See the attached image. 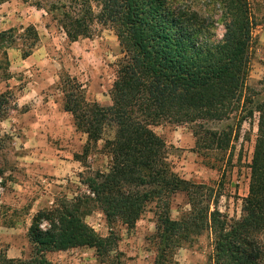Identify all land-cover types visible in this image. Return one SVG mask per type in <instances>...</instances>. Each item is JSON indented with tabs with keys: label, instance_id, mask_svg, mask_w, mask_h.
I'll use <instances>...</instances> for the list:
<instances>
[{
	"label": "trees",
	"instance_id": "obj_1",
	"mask_svg": "<svg viewBox=\"0 0 264 264\" xmlns=\"http://www.w3.org/2000/svg\"><path fill=\"white\" fill-rule=\"evenodd\" d=\"M90 1L80 8L62 1L49 9L58 11L69 41L89 37L94 22L108 24L119 41L122 57L109 90L110 104L86 100L82 86L69 76L64 90V110L86 134L83 154L102 141L108 167L86 178L92 196L62 199L33 216L28 239L34 255L29 260L3 257L0 264H50L46 252L83 246L105 257L116 250V236L96 233L83 218L85 208L97 207L108 221L132 228L149 203L155 205L159 238L154 264H170L175 248L204 230L213 240L211 264H264V97L255 98L246 86L252 25L247 0H212L222 11L221 38L214 34L216 26L206 25L186 0H93L98 12ZM12 29L0 31V48ZM25 30L37 36L32 25ZM30 54L31 48L22 57ZM1 68L7 71V66ZM7 93H0V121L6 117ZM233 112L243 113L240 122L257 113L248 193L237 218L216 206L211 209L210 189L174 170L168 144L153 130L162 122L191 123L196 146L228 150L233 128L213 130L203 124ZM4 142L0 135V155ZM180 191L191 208L173 219L171 199Z\"/></svg>",
	"mask_w": 264,
	"mask_h": 264
},
{
	"label": "rangeland",
	"instance_id": "obj_2",
	"mask_svg": "<svg viewBox=\"0 0 264 264\" xmlns=\"http://www.w3.org/2000/svg\"><path fill=\"white\" fill-rule=\"evenodd\" d=\"M62 1L77 8L85 2L0 0V31L13 28L0 48V93L8 92L6 117L0 121V135L5 137L0 155V254L6 250V241L2 240H29L28 230L37 207L47 209L62 199L92 196L86 178L95 170L106 171L108 167V159L101 150L102 141L83 154L86 134L76 128L71 112L64 110V90L68 88L69 76L72 83L82 86L80 92L86 100L110 104L109 90L122 57L121 48L114 30L99 22L91 25L89 37L69 41L58 21V11L49 9ZM90 3L94 12H98L97 2ZM186 3L199 11L206 25L216 26L217 38L222 37L224 28L219 21L222 11L218 5L212 0H186ZM247 6L252 25L246 86L254 90L255 98H262L264 0H247ZM30 25L35 28L36 37L25 30ZM30 48L31 54L23 58L22 52ZM1 66H7V71ZM242 115L233 112L227 119L203 124L213 130L233 128L228 150L196 146L191 123L162 122L153 126L169 146L174 170L182 178L210 189L211 209L216 206L236 218L241 215L242 199L248 193V165L257 133V113L240 122ZM190 208L185 192L173 194L170 205L173 219ZM85 209L83 218L96 233L107 236L113 232L116 236V250L107 256H97L94 251L82 255L88 264H154L159 254L154 203L146 206L132 228L119 221H108L97 207ZM260 238L264 240V232ZM212 252V236L204 230L175 248L170 264H211Z\"/></svg>",
	"mask_w": 264,
	"mask_h": 264
},
{
	"label": "crops",
	"instance_id": "obj_3",
	"mask_svg": "<svg viewBox=\"0 0 264 264\" xmlns=\"http://www.w3.org/2000/svg\"><path fill=\"white\" fill-rule=\"evenodd\" d=\"M41 209L46 208L41 206L37 207L35 214ZM2 241H6V250L4 254H0V260L3 257L14 260H29L34 255L33 245L29 240ZM93 251L96 254L95 249L91 247H73L66 250L49 251L44 256L50 264H88V260L86 258L82 259L81 256Z\"/></svg>",
	"mask_w": 264,
	"mask_h": 264
}]
</instances>
